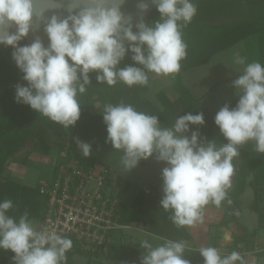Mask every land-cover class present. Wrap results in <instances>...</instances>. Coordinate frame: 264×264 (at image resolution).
Segmentation results:
<instances>
[{
  "label": "clouds",
  "instance_id": "9594fccd",
  "mask_svg": "<svg viewBox=\"0 0 264 264\" xmlns=\"http://www.w3.org/2000/svg\"><path fill=\"white\" fill-rule=\"evenodd\" d=\"M124 2L71 0L69 15L61 18L55 13L45 16L50 8L62 6L56 0H0V44L14 49L12 59L27 82L15 86L16 102L68 129L80 118L78 96L91 83V73H96L97 83L113 86L120 81L129 87L147 85L150 72L162 76L178 73L187 56L182 29L197 14L193 0H152L159 19L151 24L136 23L135 32L131 17L121 11ZM140 8L146 11L148 4L141 3ZM40 24L48 45L37 38L20 46L18 42ZM13 25L15 32H10ZM129 52L134 64L118 67ZM235 62L245 65L232 81L239 99L235 107L225 104L215 115L214 122L227 140L219 146L198 130L188 135L190 125L205 123L202 112L179 116L169 127L157 115L123 102L107 104L102 111L106 142L122 151L126 172L150 157L166 163L160 205L171 210L170 218L178 227L202 222L205 206L220 207L227 199L239 146L254 141L256 151L264 154V65L245 63L238 53ZM74 139L83 156L90 157L91 144ZM227 202L231 204V200ZM12 207L11 200L0 202V249L14 253L15 264H65L72 240L55 229L38 230L27 212L18 220L9 216ZM140 245L146 250L141 264H191L183 255L186 241L166 239L153 247L142 240ZM199 253L203 264H245L237 251L222 256L217 248L208 246Z\"/></svg>",
  "mask_w": 264,
  "mask_h": 264
},
{
  "label": "rangeland",
  "instance_id": "374dc122",
  "mask_svg": "<svg viewBox=\"0 0 264 264\" xmlns=\"http://www.w3.org/2000/svg\"><path fill=\"white\" fill-rule=\"evenodd\" d=\"M193 2L197 7V14L182 29V39L186 43L187 49L191 48L189 45L205 32L215 31L219 28L241 22L264 21V0H193ZM159 15L158 12L151 19L150 24L159 19ZM237 53L240 57L245 58V63L254 61H258L261 64L264 63V30L218 52L206 63L184 70L180 74L175 73L169 76H162L150 72L148 74V86L150 90L147 95L149 102L161 106L158 98L159 90H164L172 99L176 98L178 93L174 86L180 78L183 86L191 94L200 97V101L196 104L198 110L203 113L205 118H211L221 107L233 102L238 96L235 88L232 86V81L238 78L245 65L235 62ZM5 64H8L14 75L19 77L15 79L16 83L22 84L24 80L20 76L23 73L4 56L0 57V72L3 73L6 70ZM133 64L134 62L131 60V53L129 52L118 67L123 68L126 65ZM134 66L142 67L138 64ZM5 83L9 85L8 81ZM21 105L27 108L26 104L21 103ZM91 106L93 114L100 112L99 110L102 109L98 100L92 102ZM140 108L144 112L143 107L141 106ZM149 110L151 109L149 108ZM24 116L25 114L22 115L23 118ZM32 121L35 122L34 119ZM75 126L76 124L70 126L67 129V136L61 140H58V138L51 134H46L39 141L30 134L31 142L24 146L25 148L22 147L17 154L13 155L11 160L6 161L3 178L0 177V179H15L23 185L30 187L37 185L39 181L50 177L54 165L59 161L61 149H66L68 146L73 145V143L76 144L74 138L78 137L84 142L91 144V155L97 160L95 164L98 167L106 166L110 168L111 182L108 192L116 194L120 201L125 202L127 205L133 202L140 191L145 192L137 200V206L139 207L141 204L142 212L141 220L137 222H143L144 226H133L131 223V225L117 230L114 234V241L120 243L119 245L125 248V250L128 246H137L141 249V254L143 255L146 250L140 245L142 240H148L155 247L162 244L165 239L177 241L186 238L184 234L189 232L188 228L191 233H196L199 237L203 236V239L206 238V235H210L209 238L213 241L214 235L219 232L218 228L225 226L208 225L212 219L208 216V212L203 209L202 215L205 223L201 222L192 226H184L185 230H182L183 227H178L170 218L172 213L169 210H164L160 205V201L164 195L162 169L167 166L165 162L157 161L155 157H150L147 160L142 159L137 167L126 172L122 164V151L114 149L110 142H106L107 130L105 123L95 119L88 121L81 128ZM233 176L231 177V186L234 183ZM119 178L123 181L118 183ZM125 180L129 182L128 191L126 195L121 196V186ZM253 199V189L248 186L240 196L237 208L238 216H241L239 222L241 229L244 228L243 230H245L244 225L254 227L255 222L258 221L255 211H252L250 208ZM27 201L25 200L26 203ZM31 220L34 221L38 229L39 223L37 218H31ZM225 230L226 227L224 228ZM158 231H160L159 234L154 233H158ZM234 231L241 232L235 228ZM248 231L250 232L251 230ZM163 237L165 238L163 239ZM249 238L251 240L252 235L248 234ZM197 247L199 246L188 242L184 253L194 249L199 252ZM11 253L10 250L0 249V260L6 256H10ZM87 260V255H77L75 256L74 264H89ZM91 263L127 264L125 260L117 261L109 259L91 260ZM0 264H15V262L11 258ZM258 264H264L263 256H260Z\"/></svg>",
  "mask_w": 264,
  "mask_h": 264
},
{
  "label": "trees",
  "instance_id": "16d2710c",
  "mask_svg": "<svg viewBox=\"0 0 264 264\" xmlns=\"http://www.w3.org/2000/svg\"><path fill=\"white\" fill-rule=\"evenodd\" d=\"M263 30L264 21L261 20L256 22H241L219 28L215 31L211 30L210 32L203 33L195 42L189 45L191 48L186 50L187 56L180 62L181 69L178 74L189 68L206 63L218 52ZM95 76V72L90 74L91 83L86 86L85 93L78 96V100L81 104V115L75 127L81 128V126L87 124L88 121L95 119L104 123L102 113L104 106L107 104L116 105L121 102L132 105L138 111H141L140 107L142 106L145 113L157 115L160 123L163 126L169 127L179 116L187 113H200L196 107V104L200 101V97L191 94L185 86H183L180 78L174 86L178 96L172 99L164 90H159L158 98L161 106H158L149 102L147 98L150 90L148 84L129 87L123 82L118 81L115 85L109 86L106 83H97ZM6 81H8L9 85L5 83ZM26 84L27 82L23 81L21 85ZM16 85L17 83H10V79L7 75L0 76V177L2 178L6 161L9 157L16 154L23 146L27 145L30 141V134L39 141L42 140L46 134H51L58 138V140L64 139L67 136V128L37 113L35 110L31 109L29 105H26V108L22 106L21 103H17L15 99ZM238 99L239 96L228 105L230 107H235ZM95 100L100 102L102 109L99 110L100 112L93 114L91 104ZM149 108L151 110H149ZM24 114L25 116L23 118L22 115ZM215 115L209 119L204 117L205 123L203 125H190L188 135L191 134V130H198L201 136L206 137L208 140L215 139L218 146L227 143V140L220 133L218 126L214 122ZM33 119L35 122L32 121ZM66 149L68 150L69 156L78 158L85 166H91L97 162L92 155L90 157H84L80 149L74 143ZM239 152L240 155L237 158L234 186L227 192V199L222 202V205H227L229 214L226 213L220 225H226L228 221L232 220V217L237 213L240 196L248 186H250L254 192V199L250 204V208L252 211L258 213L259 223H261L264 218L262 215L263 212L261 213L259 209V205L262 201V187L264 183V154L256 151L255 142L253 141L239 146ZM120 179L121 178H119L118 183L123 181ZM41 182L42 181H39L37 185L30 187L23 185L15 179H0V202L11 200L13 203V207L7 214L18 220L21 215L27 212L30 219L37 218L39 222L42 219L45 205V200L40 196L38 190ZM128 186L129 182L125 180L121 186V196L126 195ZM144 193L145 192L140 191L130 205L122 201L120 202V222L123 225H131L133 221L141 220V204L138 207L137 200L143 196ZM25 200H28L27 203ZM228 200H231V204L227 202ZM25 206H27V208H25ZM169 211L171 212V210ZM182 230H185V228L183 227ZM154 233L159 234L160 231ZM248 234L253 235L254 231L251 233L244 232L242 234H236L234 236L231 251L236 250V246L240 242H248L249 244L247 239ZM184 235H186V238L177 241H186L188 243L191 240L189 232H186ZM119 244L120 243L113 241L105 260H125L127 264H141L142 254L140 248L132 245L128 246L125 250V248H122ZM77 255L83 256L86 254L80 251L73 242L71 250L66 253L67 259L65 264H74L75 256ZM183 255L191 264H203V257L195 249L190 252L186 251ZM258 255L264 256V250ZM13 256L14 253H11L10 256L2 258L0 263L8 261L13 258ZM87 261L89 264H92L91 259Z\"/></svg>",
  "mask_w": 264,
  "mask_h": 264
},
{
  "label": "built area",
  "instance_id": "2783aa9c",
  "mask_svg": "<svg viewBox=\"0 0 264 264\" xmlns=\"http://www.w3.org/2000/svg\"><path fill=\"white\" fill-rule=\"evenodd\" d=\"M110 174V168L85 166L61 149L50 177L38 188L45 200L38 230L55 229L88 259L105 260L115 232L127 226L120 222V199L108 192Z\"/></svg>",
  "mask_w": 264,
  "mask_h": 264
},
{
  "label": "crops",
  "instance_id": "0c3cea01",
  "mask_svg": "<svg viewBox=\"0 0 264 264\" xmlns=\"http://www.w3.org/2000/svg\"><path fill=\"white\" fill-rule=\"evenodd\" d=\"M233 180L235 182V173L233 176ZM233 186H234V183L230 188L227 189V192H229L233 188ZM262 189H263L262 190V201L259 205V209L261 213L263 212L262 215L264 216V186L262 187ZM209 205L210 206L204 207V211L208 212V216H210V218L212 219V221H210L208 225H212V224L220 225L223 217L226 215V213H228L227 205L221 204L220 207H217L213 204H209ZM255 213L257 215L258 221L255 222L254 227H250L249 225H244L243 227H245V230H243L244 228L241 229V225L239 222L241 220V216H238V211H237V213L232 217L231 221H228V223L224 227L218 228L219 232L214 235L213 241L210 240L209 238L210 235L209 236L206 235V238L203 239V236L199 237L196 235V233H191L190 229L188 228L189 234H191V237H192L189 242L192 243V245L199 246L197 247L198 250L201 247H208V246L215 247L219 250V252L223 256V255L230 254L232 252L231 251L232 243L234 240V236L236 234H242L244 233V231H246V233L247 232L251 233L254 231V234L252 235L251 240L250 238L249 239L247 238L249 241V244L248 242H240L236 246V250H233V251H237L243 256L245 264H258L260 261V256L258 254L264 250V218L261 221V223H259V215L257 212ZM202 222L204 221L202 220ZM198 223H201V222H198ZM208 225H207V228H208ZM225 227H226V230L224 231ZM234 228L240 230L241 232H235ZM248 230H251V231L249 232ZM164 238L165 237H163V239Z\"/></svg>",
  "mask_w": 264,
  "mask_h": 264
},
{
  "label": "water",
  "instance_id": "95a60500",
  "mask_svg": "<svg viewBox=\"0 0 264 264\" xmlns=\"http://www.w3.org/2000/svg\"><path fill=\"white\" fill-rule=\"evenodd\" d=\"M57 3H60L62 6L59 8H50L46 13V17H50L52 14H57L61 16V18L66 17L69 15L68 12V4L71 3V0H56ZM141 3H147L148 8L146 11H142L140 8ZM75 11H78L76 9ZM121 11L125 15V17H131V22L133 24V31H137L135 28V24L138 22H144L146 24H150L151 19H153L156 14L158 13L157 11V5L152 2V0H125V2L121 5ZM36 20L35 17L33 19V24L35 25ZM10 32H15V26L11 27L9 29ZM37 38L41 39L42 42L44 43L45 46L48 45V37L43 31V24H40V27L37 29L35 26L33 27L32 30H30L28 36L21 41H19V45L23 46L25 44H31L34 40ZM13 48L11 46H5L3 44H0V57L4 56L8 58V60L11 61L13 65L16 66L14 60L12 59V52ZM133 226H139L143 227L144 223L143 222H137L133 221L132 222Z\"/></svg>",
  "mask_w": 264,
  "mask_h": 264
},
{
  "label": "flooded vegetation",
  "instance_id": "af4514ba",
  "mask_svg": "<svg viewBox=\"0 0 264 264\" xmlns=\"http://www.w3.org/2000/svg\"><path fill=\"white\" fill-rule=\"evenodd\" d=\"M5 66H6V70H4L3 73L0 72V76L7 75V76L9 77V79H10V83H11V82L16 83L15 79H16L18 76H15V75H14V73L12 72V70L8 67V64H7V65L5 64ZM4 73H5V74H4ZM20 77H23V75L20 76ZM18 78H19V77H18ZM29 142H31V141H29ZM29 142H28V143H29ZM28 143H27V144H28ZM23 147H24V146H23ZM24 148H25V147H24ZM18 152H19V151H18ZM16 154H17V153H16ZM14 155H15V154H14ZM11 157H12V156H11ZM11 157H9L8 160H11ZM8 160H7V161H8Z\"/></svg>",
  "mask_w": 264,
  "mask_h": 264
}]
</instances>
